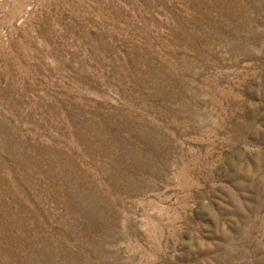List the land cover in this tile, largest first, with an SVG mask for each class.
<instances>
[{"label":"rangeland","instance_id":"1","mask_svg":"<svg viewBox=\"0 0 264 264\" xmlns=\"http://www.w3.org/2000/svg\"><path fill=\"white\" fill-rule=\"evenodd\" d=\"M0 264H264V0H0Z\"/></svg>","mask_w":264,"mask_h":264}]
</instances>
